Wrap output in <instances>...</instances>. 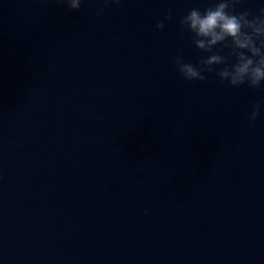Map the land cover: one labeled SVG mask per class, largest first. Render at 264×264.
Segmentation results:
<instances>
[{"label": "clouds", "instance_id": "obj_1", "mask_svg": "<svg viewBox=\"0 0 264 264\" xmlns=\"http://www.w3.org/2000/svg\"><path fill=\"white\" fill-rule=\"evenodd\" d=\"M69 10L81 9L85 0H58ZM122 0H103L104 7L98 8L101 15L109 4L120 5ZM240 0H212L207 8H192L179 18L181 33L191 36L195 48L207 54L196 64L187 62L178 55L173 67L185 81L204 82L206 74L215 73L221 83L231 88L246 85L257 90L264 86V6L256 14L250 10L237 11ZM169 8L163 21H157L155 29L162 31L165 21L172 20ZM264 111V100L256 101L247 115L255 125L257 117Z\"/></svg>", "mask_w": 264, "mask_h": 264}]
</instances>
